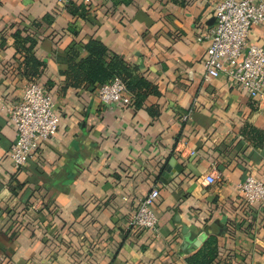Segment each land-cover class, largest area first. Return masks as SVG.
<instances>
[{"label": "crops", "instance_id": "0c3cea01", "mask_svg": "<svg viewBox=\"0 0 264 264\" xmlns=\"http://www.w3.org/2000/svg\"><path fill=\"white\" fill-rule=\"evenodd\" d=\"M216 1L74 0L73 12L57 0H0V99L19 98L28 81L20 29L36 40L45 68L35 80L60 115L38 156L14 170L16 134L0 111V264H186L209 234L216 264H264V204H245L237 190L249 174L264 181V142L241 133L245 124L264 132V96H248L224 72L204 75L207 42L196 36L213 24ZM90 37L138 65L159 94L135 108L64 90L62 50L74 40L82 57ZM247 44L264 49V21ZM155 185L157 230L129 227ZM182 226L191 242L204 235L199 246L184 245Z\"/></svg>", "mask_w": 264, "mask_h": 264}, {"label": "built area", "instance_id": "2783aa9c", "mask_svg": "<svg viewBox=\"0 0 264 264\" xmlns=\"http://www.w3.org/2000/svg\"><path fill=\"white\" fill-rule=\"evenodd\" d=\"M74 0H57L66 6ZM214 22L196 36L197 41L207 42L202 67L205 76L219 72L231 77L237 87L252 98L264 96V49L247 44L250 28L264 21V0H217L213 6ZM96 96L102 104L129 105L124 82L116 78L109 84L97 87ZM2 111L14 127L16 138L8 158L14 170L23 168L34 156H38L41 144L59 126L60 115L54 99L43 91L34 79L23 87L19 98L7 103L0 99ZM182 120L188 114L181 116ZM214 171L202 179L203 185L214 182ZM247 204H264V181L253 174L237 184ZM159 196L158 186L138 199L131 215L129 227L157 230L158 217L153 204Z\"/></svg>", "mask_w": 264, "mask_h": 264}, {"label": "trees", "instance_id": "16d2710c", "mask_svg": "<svg viewBox=\"0 0 264 264\" xmlns=\"http://www.w3.org/2000/svg\"><path fill=\"white\" fill-rule=\"evenodd\" d=\"M70 6L71 3L65 7L75 12ZM32 27L37 28L38 24L33 23ZM14 37L16 50L24 53L19 69L28 81L37 79L45 68V62L34 56L35 38L30 34L22 35L20 29L14 32ZM76 44L78 43L72 40L62 50L64 55L62 62L65 64V68L61 70L64 76V90L72 87L93 92L100 85L109 84L118 78L124 82L127 92L131 93L129 105L135 108L140 107L150 95L159 94L157 86L140 74L138 65L130 64L102 41L91 37L82 41L80 46L86 52L82 57H79ZM241 133L257 146L264 142V132L249 124L242 127ZM227 223V230L230 231L234 225L230 220ZM218 254V239L215 235L209 234L198 248L186 256L185 263L216 264Z\"/></svg>", "mask_w": 264, "mask_h": 264}, {"label": "water", "instance_id": "95a60500", "mask_svg": "<svg viewBox=\"0 0 264 264\" xmlns=\"http://www.w3.org/2000/svg\"><path fill=\"white\" fill-rule=\"evenodd\" d=\"M213 21H214V17H213ZM181 231H182V234L184 235L185 239L188 240V237L190 235L189 232H188V228L186 226H182V230ZM187 240L184 241V245L185 246H188L189 243L193 244L194 246H199L200 243L204 240V235L203 234L199 235L198 238L195 241H193V242H191L189 240L187 241Z\"/></svg>", "mask_w": 264, "mask_h": 264}]
</instances>
